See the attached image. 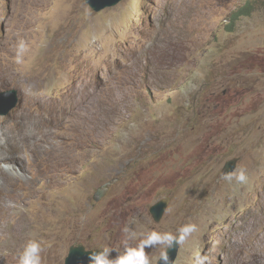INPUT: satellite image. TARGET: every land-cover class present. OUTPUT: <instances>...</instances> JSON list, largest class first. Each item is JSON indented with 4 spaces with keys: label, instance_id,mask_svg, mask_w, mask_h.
Returning <instances> with one entry per match:
<instances>
[{
    "label": "rangeland",
    "instance_id": "374dc122",
    "mask_svg": "<svg viewBox=\"0 0 264 264\" xmlns=\"http://www.w3.org/2000/svg\"><path fill=\"white\" fill-rule=\"evenodd\" d=\"M18 38L30 44L23 65ZM82 70L95 74L93 96L72 85ZM10 89L19 101L0 116V153L7 132L24 139L0 154V171H14L0 173V264H17L29 239L46 246L43 264H64L77 243L115 259L124 228L134 247L189 222L197 231L174 264L197 252L264 264V0H120L98 12L85 0H0V91ZM79 99L78 114L59 116ZM91 102L95 123L81 127ZM24 103L33 116L8 125ZM231 158L246 184L221 179ZM167 196L156 222L149 207ZM161 251L145 248L152 264Z\"/></svg>",
    "mask_w": 264,
    "mask_h": 264
},
{
    "label": "clouds",
    "instance_id": "9594fccd",
    "mask_svg": "<svg viewBox=\"0 0 264 264\" xmlns=\"http://www.w3.org/2000/svg\"><path fill=\"white\" fill-rule=\"evenodd\" d=\"M14 51V63L23 65L25 56L30 51L29 42L23 38H18L14 45ZM221 179L229 183L235 181L240 185L248 182L246 170L243 168L223 173ZM9 207H16V205L9 202ZM196 231L197 225L191 222L181 225L174 233L151 230L142 234L139 243L133 247L129 246L128 241L136 239V234L126 227L123 229L126 237L123 253H119L115 259H110L109 254L113 249L112 247H104L101 251L93 252L90 255V264H152L149 254L145 252L146 247H161L162 251L157 262L162 261L163 264H169L167 250L174 245H183ZM45 247L42 241L29 239L17 257V264H43L42 253ZM195 261L196 264H211L210 258L207 255H201L199 252L196 253Z\"/></svg>",
    "mask_w": 264,
    "mask_h": 264
},
{
    "label": "water",
    "instance_id": "95a60500",
    "mask_svg": "<svg viewBox=\"0 0 264 264\" xmlns=\"http://www.w3.org/2000/svg\"><path fill=\"white\" fill-rule=\"evenodd\" d=\"M88 6L95 12H98L105 7H109L115 3H118L120 0H85ZM15 89L0 91V116L7 115L14 109L19 101V96L17 95ZM238 158H231L227 160L222 168V174L232 171L236 168ZM108 184H103L100 186L94 193V200L98 201L105 194L108 189ZM169 197H164L149 207V213L154 221L158 222L161 220ZM178 245L167 250L169 256V264H174L176 260ZM102 249H86L82 244H74L69 247L67 256L64 259V264H90V255L93 252H99ZM155 264H163L162 261H158Z\"/></svg>",
    "mask_w": 264,
    "mask_h": 264
},
{
    "label": "bare ground",
    "instance_id": "6f19581e",
    "mask_svg": "<svg viewBox=\"0 0 264 264\" xmlns=\"http://www.w3.org/2000/svg\"><path fill=\"white\" fill-rule=\"evenodd\" d=\"M30 55V54H29ZM64 56V55H63ZM95 71V70H94ZM98 71V70H97ZM75 76H79V77H81L82 79H81V81L80 82H78V83H72V85L74 86V87H81V89H82V91H85V90H88L89 91V94L90 95H95V92H96V87H97V83H96V80H95V74H92L91 72L90 73H87L86 71H84V70H82V71H78V72H76L75 73ZM30 88V87H29ZM77 89V88H76ZM29 91V90H28ZM80 91H79V95H80ZM97 93V92H96ZM33 94V93H32ZM70 94V93H69ZM81 95H83V94H81ZM86 95V94H85ZM73 97H74V95H73ZM77 97V96H76ZM75 97V98H76ZM78 97H80V96H78ZM70 98V97H69ZM26 100H27V98H25ZM88 99H89V97H88ZM28 100H29V98H28ZM74 100V99H73ZM27 102V101H26ZM32 102V101H31ZM30 102V103H31ZM34 102V101H33ZM53 103V102H52ZM59 103H61V102H59ZM25 104V103H24ZM28 104H29V101H28ZM62 104V103H61ZM83 104H85V103H83V101L81 100V99H79V100H77V101H74V102H69V103H65V105H64V107L62 108V109H60V111H59V116L60 117H62L67 111H71V113H76V114H78L79 113V110H80V108H81V106H83ZM33 105H34V103H33ZM25 106H26V108H22L17 114H16V116L15 117H13V118H11L10 120H8V125H13V126H18L19 124L21 125V124H23L24 122H25V119L26 118H30V117H32L33 115V113L31 114V113H29L28 112V110H26L27 108L29 109L30 108V106L28 107L27 106V104H25ZM24 106V107H25ZM87 106H88V103H87ZM97 108V107H96ZM107 109V108H106ZM95 113H96V109H95V103L94 102H91L90 104H89V107L86 109V114H87V116H89V117H87V118H85V119H83L82 121H81V127H83V125L86 123V122H88V126L91 128L92 127V125H94V121H92L93 119H94V115H95ZM37 114V113H36ZM69 114V113H68ZM56 116H57V114H56ZM35 117H38V116H35ZM32 119V118H31ZM37 119V118H36ZM51 120H52V118H51ZM54 120V119H53ZM63 120V119H62ZM80 120V119H79ZM27 121V120H26ZM47 122V121H46ZM53 122V121H52ZM28 123V122H27ZM42 123V122H41ZM48 123V122H47ZM51 123V122H50ZM44 125V124H43ZM49 125V124H48ZM87 126V127H88ZM46 131V130H45ZM47 132V131H46ZM47 134H48V132H47ZM6 137V138H5ZM5 139H7V141H8V143L10 142V145L11 146H8V147H6L5 149V151H1V155L3 156V158L5 157H8V158H10V156L9 155H13V153L15 152V150H20V149H22L23 148V146H22V140L24 139V137H23V135H21L20 134V132H7L6 134H5ZM57 145L58 144H56V143H52L51 144V147H52V149H54V151H55V153H57L58 151H62L61 150V148H58L57 147ZM17 152V151H16ZM2 156H1V158H2ZM57 158H58V156H57ZM4 163V162H3ZM1 168V167H0ZM4 169H5V171H0V173L1 174H3V175H5V176H7V177H9V176H13V174H14V171H13V169L11 168V167H7V166H4ZM10 178V177H9ZM0 191H2L1 189H0ZM179 247V246H178ZM232 249V248H231ZM254 249V248H253ZM240 250V249H239ZM252 254H247L246 256H239V257H237L234 261H233V263L232 264H255V263H253V262H251L250 261V256H251ZM261 263V262H260ZM259 263V264H260ZM262 264V263H261Z\"/></svg>",
    "mask_w": 264,
    "mask_h": 264
},
{
    "label": "trees",
    "instance_id": "16d2710c",
    "mask_svg": "<svg viewBox=\"0 0 264 264\" xmlns=\"http://www.w3.org/2000/svg\"><path fill=\"white\" fill-rule=\"evenodd\" d=\"M251 9H252V6H251L250 2H246V4L244 6H242L237 11L234 12V14L232 15V20L237 19L241 15L242 16L248 15L250 13Z\"/></svg>",
    "mask_w": 264,
    "mask_h": 264
}]
</instances>
